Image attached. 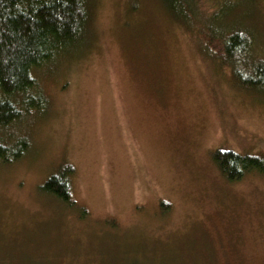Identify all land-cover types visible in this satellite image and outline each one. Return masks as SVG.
Here are the masks:
<instances>
[{"label":"rangeland","instance_id":"1","mask_svg":"<svg viewBox=\"0 0 264 264\" xmlns=\"http://www.w3.org/2000/svg\"><path fill=\"white\" fill-rule=\"evenodd\" d=\"M254 29L264 54V0ZM161 0H94L86 44L37 73L49 98L0 162V264H264V96L240 87ZM263 47V48H262ZM70 164L71 204L42 188Z\"/></svg>","mask_w":264,"mask_h":264},{"label":"trees","instance_id":"2","mask_svg":"<svg viewBox=\"0 0 264 264\" xmlns=\"http://www.w3.org/2000/svg\"><path fill=\"white\" fill-rule=\"evenodd\" d=\"M94 0H0V162L12 163L30 141L17 129L28 116L47 110L49 98L37 73L86 44ZM199 46L233 80L264 96V54L254 29L261 0H161ZM263 48V47H262ZM213 159L229 180L264 175V156L219 148ZM68 164L50 175L43 190L71 204Z\"/></svg>","mask_w":264,"mask_h":264}]
</instances>
